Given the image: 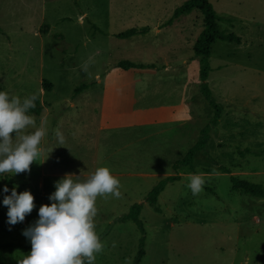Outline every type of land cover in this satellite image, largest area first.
I'll list each match as a JSON object with an SVG mask.
<instances>
[{"label":"rangeland","instance_id":"obj_1","mask_svg":"<svg viewBox=\"0 0 264 264\" xmlns=\"http://www.w3.org/2000/svg\"><path fill=\"white\" fill-rule=\"evenodd\" d=\"M185 1H0V90L21 99L38 96L41 113L29 112L35 126L24 131L46 130L45 148L30 171L0 177V189L11 178L12 188L29 190L36 205L15 225L0 206L1 223L10 227L0 229L4 261L17 264L26 255L3 245L31 246L22 232L50 203L56 181L68 173L83 181L108 167L121 196L97 197L94 224L104 247L95 264L134 263L142 233L121 218L135 203L143 206L146 230L142 264H264V198L235 191L231 179L264 186V0H210L221 26L241 42L212 46L209 86L223 111L206 151L194 158V171L173 165L197 142L214 110L201 93L200 57L194 54L202 14L165 25ZM145 26L147 34L116 36ZM122 60L167 69L124 70L116 66ZM106 75L111 79L104 89L93 86L73 97L80 84ZM59 123L63 144L53 139ZM174 174L181 179L150 205L152 188ZM190 174L205 181L195 196L187 187Z\"/></svg>","mask_w":264,"mask_h":264},{"label":"clouds","instance_id":"obj_2","mask_svg":"<svg viewBox=\"0 0 264 264\" xmlns=\"http://www.w3.org/2000/svg\"><path fill=\"white\" fill-rule=\"evenodd\" d=\"M87 68L85 63L83 70ZM36 100L34 94L21 99L0 90V177L29 172L30 165L43 152L40 145L46 130L41 127L31 133L24 131L35 126L29 109L36 107ZM55 136L63 144L59 130ZM73 176L65 174L54 183L55 190L48 197L50 203L38 208V219L22 232L31 249L17 264H95L96 254L104 247L95 230L96 200L109 195L119 198L120 181L108 167H98L83 181ZM204 184L200 174H190L187 187L195 196ZM0 195V203L7 207L9 225L23 222L36 207L29 190L17 192L16 187L10 190L5 185Z\"/></svg>","mask_w":264,"mask_h":264},{"label":"trees","instance_id":"obj_3","mask_svg":"<svg viewBox=\"0 0 264 264\" xmlns=\"http://www.w3.org/2000/svg\"><path fill=\"white\" fill-rule=\"evenodd\" d=\"M1 1V0H0ZM194 11H199L204 19V28L199 34L197 41L194 45V54L195 56L200 57V90L206 100L210 103L211 107L214 110L213 118L211 119L210 123L206 125L200 132L199 139L197 142L187 151L185 156L176 161L173 165L174 170H178L182 167H189L192 171H194V158L197 153L205 152L207 143L210 139V131L211 127H216L219 123L221 118V114L223 111V106L213 100L212 90L209 86V76L210 72L212 71L211 67V55H212V46L217 41H225L229 43H240L241 39L237 36L234 32H230L225 30L221 26L222 18L217 13L214 5L210 2V0H186L182 5L177 7L171 18L165 25H171L175 19H178L182 16L189 15ZM95 26V25H93ZM151 29L147 26L145 27H133L127 29L124 32L117 34L118 38H131L136 35H143L147 34ZM119 68L124 70L130 69H145V68H158L157 64L155 63H144V62H135L130 60H122L119 61L116 65ZM44 84L47 89H52V83L49 81H44ZM96 81L91 82H83L80 84L73 93V97L78 96L80 93L84 92L85 90L89 89L91 86H94ZM35 101L36 107L33 109H29V112H37L41 113V104L39 105V97ZM253 153L257 154V152L252 151ZM180 175L174 174L169 175L161 179L149 192L146 201L155 206L158 202L159 196L164 192L167 185L176 181H179ZM232 187L235 191H243L246 194H249L254 197L264 198V186L256 183H252L246 180H241L237 177H232ZM7 187L11 190L12 189V179L7 178ZM3 196H1L0 201H2ZM2 203H0V206ZM143 209L142 204L135 203L131 206L129 212L125 214L121 219L122 221H133L139 230L142 233V237L140 239L139 250L137 255L134 259L133 264H142V260L146 254L145 250V241H146V230L143 221L141 220V211ZM0 229L5 230L6 232H10V227L8 225H2L1 223V214H0ZM3 247L12 248V249H21L25 254L30 252L31 246L24 244V243H5ZM0 264H10L3 260V257L0 253Z\"/></svg>","mask_w":264,"mask_h":264},{"label":"crops","instance_id":"obj_4","mask_svg":"<svg viewBox=\"0 0 264 264\" xmlns=\"http://www.w3.org/2000/svg\"><path fill=\"white\" fill-rule=\"evenodd\" d=\"M134 37V36H133ZM172 43V40L170 41V42H167V44H171ZM144 63H154V62H144ZM155 64H157V63H155ZM162 64V63H161ZM157 66H158V64H157ZM158 68H160V69H165V71H166V69H167V65H160V67L158 66ZM145 69H147V68H145ZM156 69V68H155ZM99 75H96V77H98ZM109 79H111V78H109V76L108 75H106L105 76V78L103 79L102 78V76L101 77H99V78H97V79H95V81H96V84L94 85V86H98L99 87V89L100 88H102V89H104V85L106 84V82H107V80H109ZM91 87H93V86H91ZM90 87V88H91ZM89 88V89H90ZM89 89H87V90H89ZM87 90H85V91H87ZM72 105H73V103H72ZM63 125H62V123H61V125H60V123L57 125L56 124V126L53 128V139H55L56 138V136L54 137V130L55 129H59V131L61 130V127H62ZM69 129H72V127L70 126V128ZM53 144H55V141H53ZM56 144H59L58 142L56 143ZM44 148H45V146L43 147V150H44Z\"/></svg>","mask_w":264,"mask_h":264}]
</instances>
